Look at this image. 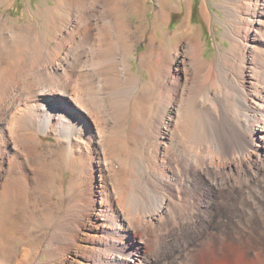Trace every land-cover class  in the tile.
I'll return each mask as SVG.
<instances>
[{
    "label": "bare ground",
    "instance_id": "1",
    "mask_svg": "<svg viewBox=\"0 0 264 264\" xmlns=\"http://www.w3.org/2000/svg\"><path fill=\"white\" fill-rule=\"evenodd\" d=\"M135 1L66 0L49 46L0 16V264H175L200 245L197 264H264V0L220 3L234 26L213 62L188 16L185 44L141 56L145 83Z\"/></svg>",
    "mask_w": 264,
    "mask_h": 264
},
{
    "label": "rangeland",
    "instance_id": "2",
    "mask_svg": "<svg viewBox=\"0 0 264 264\" xmlns=\"http://www.w3.org/2000/svg\"><path fill=\"white\" fill-rule=\"evenodd\" d=\"M222 1L223 0H191L190 8L188 7L186 0L163 1L160 12H166L171 15L169 23L167 24L162 22L158 17L159 12L157 11V7L159 6L156 0H136L133 3L135 4L134 11H132V13L124 12L126 14H124L123 17L126 21V30L129 31L132 36L130 37L131 43L129 45V51L132 54L128 57H131V70L134 74L139 76L144 83L149 80L150 64H143L141 62V56L144 55L148 61H151V59L148 58V52L150 51L152 44L156 43L157 46L166 48L173 44L171 46L172 48L178 42H183L184 44L187 42L183 30L188 22V16L190 17L189 23L194 30L198 31L196 33L201 37V41L204 44L203 57L205 59L209 62H213L219 53L223 54L228 51L231 43L225 35L234 25L231 22H226L228 17L221 8L220 3H222ZM178 4L180 9H178ZM49 9L58 12V15H62L60 18L63 19V16L64 18L66 17L68 6L66 0H12L11 3L10 1H6L0 5V16L3 20L7 21L9 26L18 25L20 27H28L29 29H32V31L36 30L42 36L46 45L49 46L50 37L53 36V27L56 24L59 26L63 25L61 19L57 15L53 14L56 17V21H54L55 19L53 18H48L49 14H51L49 13ZM207 15L209 17H207ZM48 19L51 20L48 21ZM54 22H56V24ZM151 35H153L152 39ZM190 35L191 33L187 32V36L189 37ZM260 44L261 41H259V45ZM241 56L240 53L238 59H241ZM234 58H237V54H234ZM121 70L125 73L126 67H122ZM120 102L122 105L128 103V95L126 92L122 93ZM131 120L130 117L127 122L129 123ZM45 150H47V148H45ZM46 153L48 154V159H52L49 150H47ZM22 225L28 234L36 236L37 233L40 235L42 237L41 247L43 249L47 248V238L43 234L47 232L50 233V229H46L43 224H38L36 220H31L30 218H24L22 220ZM134 234L136 236L133 235L132 237L135 245L139 244L140 247H143V250H148L150 247H147L145 242L154 240L153 238L157 237V235L156 237L155 235H149L143 238V234L140 232ZM159 236L161 237V234ZM246 241H248L247 238ZM20 244V242L15 243L16 246H20ZM221 245L220 249L225 250V244L223 243ZM200 246L202 248V245ZM200 246L197 248L189 247L188 253L185 248V250H183L185 251L184 255L180 256L174 263L180 264L179 261L181 259L188 260L191 264L199 263L196 260V255L201 252V248H199ZM19 250L22 251L20 247ZM135 253L134 256L127 258L129 264H138L140 256L137 255V252ZM218 254L221 255L220 252ZM256 255L257 254L251 256L256 258V261L261 262L262 260L257 258ZM40 260L44 263V261H48L49 258L42 255V257L39 258V261ZM51 264H55V262H52Z\"/></svg>",
    "mask_w": 264,
    "mask_h": 264
}]
</instances>
